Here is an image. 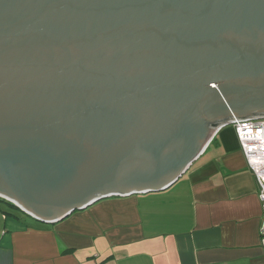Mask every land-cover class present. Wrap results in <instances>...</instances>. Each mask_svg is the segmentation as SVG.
<instances>
[{
    "label": "water",
    "instance_id": "95a60500",
    "mask_svg": "<svg viewBox=\"0 0 264 264\" xmlns=\"http://www.w3.org/2000/svg\"><path fill=\"white\" fill-rule=\"evenodd\" d=\"M257 117L264 0H0V197L40 222L164 191Z\"/></svg>",
    "mask_w": 264,
    "mask_h": 264
},
{
    "label": "crops",
    "instance_id": "0c3cea01",
    "mask_svg": "<svg viewBox=\"0 0 264 264\" xmlns=\"http://www.w3.org/2000/svg\"><path fill=\"white\" fill-rule=\"evenodd\" d=\"M0 197V264H264V206L232 125L160 192L112 197L55 224Z\"/></svg>",
    "mask_w": 264,
    "mask_h": 264
},
{
    "label": "built area",
    "instance_id": "2783aa9c",
    "mask_svg": "<svg viewBox=\"0 0 264 264\" xmlns=\"http://www.w3.org/2000/svg\"><path fill=\"white\" fill-rule=\"evenodd\" d=\"M235 129L249 170L259 185V198L264 206V117L229 122ZM264 247V220L262 226Z\"/></svg>",
    "mask_w": 264,
    "mask_h": 264
},
{
    "label": "rangeland",
    "instance_id": "374dc122",
    "mask_svg": "<svg viewBox=\"0 0 264 264\" xmlns=\"http://www.w3.org/2000/svg\"><path fill=\"white\" fill-rule=\"evenodd\" d=\"M2 201H4L5 202V200H2ZM17 210H19V212H21V213H23V211L19 208H17ZM24 214V213H23Z\"/></svg>",
    "mask_w": 264,
    "mask_h": 264
},
{
    "label": "bare ground",
    "instance_id": "6f19581e",
    "mask_svg": "<svg viewBox=\"0 0 264 264\" xmlns=\"http://www.w3.org/2000/svg\"><path fill=\"white\" fill-rule=\"evenodd\" d=\"M18 203V202H17ZM19 205H21L22 207H23V205L22 204H20V203H18ZM24 208V207H23ZM26 209V208H25ZM29 211V210H28ZM32 213V212H31ZM34 214V213H33Z\"/></svg>",
    "mask_w": 264,
    "mask_h": 264
},
{
    "label": "trees",
    "instance_id": "16d2710c",
    "mask_svg": "<svg viewBox=\"0 0 264 264\" xmlns=\"http://www.w3.org/2000/svg\"><path fill=\"white\" fill-rule=\"evenodd\" d=\"M13 205V204H12Z\"/></svg>",
    "mask_w": 264,
    "mask_h": 264
}]
</instances>
